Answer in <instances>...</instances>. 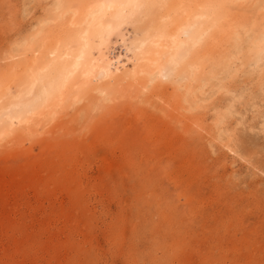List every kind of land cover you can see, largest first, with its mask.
I'll use <instances>...</instances> for the list:
<instances>
[{
  "label": "rangeland",
  "instance_id": "1",
  "mask_svg": "<svg viewBox=\"0 0 264 264\" xmlns=\"http://www.w3.org/2000/svg\"><path fill=\"white\" fill-rule=\"evenodd\" d=\"M80 1L0 0V84L45 60L46 38L62 47ZM225 8L230 35L204 71L61 96L0 138V264H264V0ZM121 30L105 53L132 67Z\"/></svg>",
  "mask_w": 264,
  "mask_h": 264
},
{
  "label": "bare ground",
  "instance_id": "2",
  "mask_svg": "<svg viewBox=\"0 0 264 264\" xmlns=\"http://www.w3.org/2000/svg\"><path fill=\"white\" fill-rule=\"evenodd\" d=\"M230 1L234 0H84V5L83 1H80L83 6L79 4V8H75L78 14L77 18L73 19L75 22L64 20L67 24H64L66 33L63 34H66L67 38L60 39L62 47L57 48L56 43L52 46L46 38L47 45L54 47L50 48L47 58L42 60L44 56L41 58L40 53L33 57L25 56L20 61L23 67L26 64L29 69L24 74H14L13 78L10 75L11 81L4 80L6 83L0 84V138L26 128L30 129L37 125L36 123L41 124V119H46L48 108L52 106L53 101L60 100L61 96L73 93L81 100V97L84 99L90 91L93 93L94 90H102L109 94L129 87H138L140 91H151L152 88L156 91L169 74L177 78L180 74L190 78L199 68L204 71L207 61L213 56L214 47L223 44L230 35L229 26H232L233 21L225 8L229 6ZM93 7L98 8V11L90 15L89 10ZM142 16L145 19L141 18ZM128 22L134 26L138 25L135 36L131 39L127 37L130 42L125 46L123 54L128 56L132 67L120 62L122 56L111 57L105 53V48L112 43V35ZM122 31L120 36L126 41V35ZM53 39L56 40V37ZM263 45L264 33L253 46L258 51H263ZM44 47L42 53L47 52L44 49H49L46 45ZM95 50L100 54L98 57L94 56ZM32 53L35 52L30 54ZM254 59L252 58V61ZM249 60L251 59L247 58L244 62ZM91 64V72L83 75ZM121 65H125V68L122 69ZM102 70L107 71L106 78H100ZM12 87L15 92H12ZM180 87L175 86L179 90ZM71 102L73 104V100ZM34 119L39 122L34 123Z\"/></svg>",
  "mask_w": 264,
  "mask_h": 264
}]
</instances>
